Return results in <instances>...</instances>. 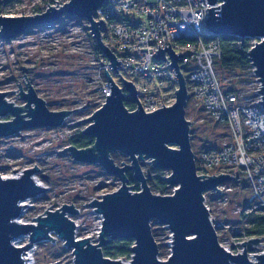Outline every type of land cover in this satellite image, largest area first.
<instances>
[{
	"label": "water",
	"instance_id": "95a60500",
	"mask_svg": "<svg viewBox=\"0 0 264 264\" xmlns=\"http://www.w3.org/2000/svg\"><path fill=\"white\" fill-rule=\"evenodd\" d=\"M106 1L69 0L61 7H49L45 13L34 16L1 15L0 40L11 41L28 29L57 24L67 15L79 18L87 22L96 48L109 61L111 65L108 66L117 72L121 62L104 45L100 37L104 23L102 20L96 21L93 15ZM217 2L208 0L211 5L206 10L208 19L205 27L208 35L260 40L248 51V59L260 86L257 92L261 100L258 103L264 109V0H222L221 6L214 7ZM157 48L158 51L152 57L166 61V51L171 58L168 66L174 68L177 78L175 102L170 107L146 114L132 83L123 80L122 90L104 69L110 94L100 109L83 120L88 126L82 135L92 138L93 145L84 149L69 146L62 151L69 152L78 163L97 164L106 175L120 180L117 191L85 205L94 208L93 211L102 216L98 242L93 244L88 237L75 236L76 225L67 215L78 213L73 205L64 204L60 209L46 210L42 217L34 219L36 224L18 223L22 209L27 207L20 203L42 195L47 189L33 181L32 176L39 172L36 167L24 170L19 178L5 179L0 174V264H26L25 251L43 241L51 240L53 243L49 237L51 233L71 250L74 264H264V254L253 255L256 261L252 262L245 249L242 254L233 255L225 252L218 241L217 230L205 208L204 193L219 194V185L228 181L238 183V175L235 173L236 178L230 175H197L195 155L190 143L191 123L185 119L188 88L178 67L182 55L175 56L170 45L163 50L159 46ZM20 69L26 71L22 67ZM25 84L26 92L18 84V95L25 101L24 107L13 106L6 101L8 92H0V118L6 115L12 117L9 121L0 122V138L32 129L59 128L70 113L75 111L49 110L30 84ZM124 91L128 93L130 101L136 104V110L128 111L125 108ZM117 152L127 157L129 163L116 165L110 154ZM146 160L155 170L169 172L165 182L169 188L174 189L172 195L160 196L149 189L140 165ZM129 172L133 173L132 178L139 184V192L132 193L129 190L126 177ZM152 220L171 234V255L165 261L158 259V243L151 233ZM24 235L29 237V243L22 247L15 246L14 241ZM120 240L132 241V258L129 263L109 259L102 254L103 246L110 241ZM259 241L252 239L247 243L258 245ZM241 245L244 247L245 242Z\"/></svg>",
	"mask_w": 264,
	"mask_h": 264
},
{
	"label": "rangeland",
	"instance_id": "374dc122",
	"mask_svg": "<svg viewBox=\"0 0 264 264\" xmlns=\"http://www.w3.org/2000/svg\"><path fill=\"white\" fill-rule=\"evenodd\" d=\"M8 1L0 0V16H34L45 13L49 7H61L69 0H53L57 3L51 0ZM87 26L85 20L69 18L67 15L57 24L28 29L11 41L0 40V92H8L7 102L13 106L24 107L25 101L18 95L20 92L18 84L21 85L22 91L26 92L25 83L28 82L35 93L44 100L49 110L69 112L75 110L59 128L32 129L0 138V174L5 178L19 177L24 170L36 167L39 172L35 175L47 189L42 195L23 201L27 207L20 214L18 219L20 224H36L34 219L42 217L46 210L60 209L64 204L73 205V209L78 213L74 216L68 213L67 215L76 225L75 236L88 237L90 242L95 244L98 242L102 216L95 213L94 208L85 205L92 203L93 200H101L107 193L117 191L120 180L106 175L97 164L78 163L72 159L69 152L62 153L66 147L73 146L72 138L82 135L83 130L88 126L83 120L90 118L105 101L101 92L106 83L102 67L103 59L93 48L95 40L91 37ZM20 67L26 71L22 72ZM216 76L223 90L227 91L231 85L236 86L240 104L256 100V92L260 86L258 78L252 71L224 73L222 78L218 74ZM11 119L10 115H6L0 118V122ZM185 119L192 123L194 130L193 140H190V143L192 153V144L198 152L195 158H198L203 149L209 145L221 146L228 141L227 128L212 122L195 106L192 99H188L185 107ZM204 138L211 143L209 145L204 143L205 140L202 141ZM117 153L112 154L117 155ZM121 163L128 164L129 161ZM141 163L144 174L149 172L151 175L152 167L149 160ZM148 186L152 193L156 194L153 187ZM226 187L231 191L221 194V197L214 196L213 192L204 193L211 217L219 227L218 241L238 247L241 253L245 249L248 259L252 262L256 261L252 256L264 254V240L259 239L258 245H253L247 243L251 240L245 237L234 236L241 234L244 220L239 217L242 209L236 204L239 200L237 198L239 190L229 182ZM173 190L170 188L169 195L173 194ZM162 229L163 227L154 220L151 221V233L155 232L158 248L161 246L163 253L166 254L165 257L158 259L165 261L171 255V234L167 235L168 232ZM49 237L54 241L53 243L51 240L43 241L33 244L31 249L25 251L33 254L34 264H74L72 252L63 246V241L52 233ZM15 241L19 247H22L29 243V237L24 235ZM244 242L243 247L241 244ZM254 247L256 249H253ZM131 258L132 255L119 261L127 263Z\"/></svg>",
	"mask_w": 264,
	"mask_h": 264
},
{
	"label": "built area",
	"instance_id": "2783aa9c",
	"mask_svg": "<svg viewBox=\"0 0 264 264\" xmlns=\"http://www.w3.org/2000/svg\"><path fill=\"white\" fill-rule=\"evenodd\" d=\"M222 3L218 0L214 7ZM210 8L208 0H107L93 15L96 21H103L100 37L121 62V68L116 72L100 54L102 67L120 89H124L123 80L132 83L143 112L148 114L170 107L177 90L176 73L168 66L171 58L167 52L164 51L166 61L152 57L157 47L163 50L170 45L175 56L182 55L178 67L187 77L188 99L212 122L229 131L225 144L204 149L196 158L197 175L236 178L235 173L241 170L248 185L247 212L264 213V109L258 103L261 96L257 92L256 100L240 104L236 94L221 87L213 65L222 55L221 43L218 37L208 35L205 27L206 10ZM257 42L252 40L251 48ZM101 92L104 99L110 94L107 81ZM124 95L129 99L126 91ZM134 105L133 111L137 108ZM227 183L219 185L218 195L230 190ZM204 204L218 230L210 208ZM220 245L225 252L242 254L238 247Z\"/></svg>",
	"mask_w": 264,
	"mask_h": 264
},
{
	"label": "trees",
	"instance_id": "16d2710c",
	"mask_svg": "<svg viewBox=\"0 0 264 264\" xmlns=\"http://www.w3.org/2000/svg\"><path fill=\"white\" fill-rule=\"evenodd\" d=\"M12 0H9L10 2ZM69 18H73L71 16H68ZM74 19V18H73ZM87 30V29H86ZM206 40V39H205ZM219 42L221 43V57L214 62V70L216 74H218L221 78L223 77L224 73H230L234 71L239 72H245V70L253 71V68L249 62L248 59V51L251 49L252 46V40L249 39H239L237 37H222L219 38ZM93 48L95 49L97 54H101L99 49L96 48L95 42L93 45ZM105 78V75H104ZM184 78L185 77L184 75ZM231 88H228L227 93L232 94H238V91L235 89L236 86L234 85L229 86ZM124 106L128 111H133L134 109V103L130 101V99L126 98L124 100ZM191 123V122H190ZM217 124V123H216ZM219 125V124H218ZM221 126V125H220ZM224 127V126H222ZM226 129V127H224ZM192 130V123L191 127L189 128L190 132V140H193V132ZM204 143L208 144L211 143L208 141L207 138L202 139ZM94 143V140L90 137L79 135L77 138H72L71 144L79 149H84L91 147ZM206 146V145H205ZM217 147V146H215ZM211 145H209L207 148H215ZM193 148V154L197 155V151L194 149V144H192ZM204 150V149H203ZM115 161L116 164H121V162H128L129 160L127 157H124L123 155L117 153V155H111ZM196 161V158H195ZM141 167H143V164L140 163ZM197 165V163L195 164ZM151 175L149 172H146L144 175L147 178L148 185L152 186L155 190V193L162 196V195H169L171 194L170 188H168L165 178L169 175V172L161 170L157 171L153 167L151 168ZM236 174L239 176L238 183L229 182L234 187H236L239 190V193L237 194V198H239L238 202H236L237 206L241 207L242 211L240 213V218L244 220V223L242 225V231L241 234H235V237L242 238L245 237L249 240L252 239H261L264 240V213L259 211H251L247 212V200H248V185H246L244 174L241 170H238ZM126 177L128 179V188L131 189L134 192L140 191V186L138 183L134 181L133 173L129 172L126 174ZM216 197H221V195L213 193ZM233 200H230L232 202ZM162 230L168 232V230L164 227ZM218 231V230H217ZM152 234L154 236L155 241L157 240V237L155 235V232L152 231ZM167 235H170V232L167 233ZM132 241H126V240H120V241H110L109 244H106L102 247V254L103 256L111 259H122L126 257H130V249L132 246ZM166 254L163 253L161 246L158 248V257L163 258Z\"/></svg>",
	"mask_w": 264,
	"mask_h": 264
},
{
	"label": "bare ground",
	"instance_id": "6f19581e",
	"mask_svg": "<svg viewBox=\"0 0 264 264\" xmlns=\"http://www.w3.org/2000/svg\"><path fill=\"white\" fill-rule=\"evenodd\" d=\"M3 178H5V177H3ZM8 178H5V179H8ZM10 178H15V177H10ZM32 178H33V181L36 182L37 185L43 186V183L39 181V179L36 177L35 174L32 176ZM20 205L25 206L26 203L25 202H21ZM24 208L22 209L21 213L24 211ZM15 244L17 245V242H15ZM24 255H25L24 259L26 260V264H34V262H35L34 260L35 259H33V254L30 251H28L27 253H24Z\"/></svg>",
	"mask_w": 264,
	"mask_h": 264
}]
</instances>
